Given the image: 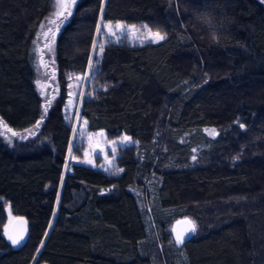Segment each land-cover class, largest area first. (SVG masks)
Wrapping results in <instances>:
<instances>
[{
    "label": "trees",
    "instance_id": "obj_1",
    "mask_svg": "<svg viewBox=\"0 0 264 264\" xmlns=\"http://www.w3.org/2000/svg\"><path fill=\"white\" fill-rule=\"evenodd\" d=\"M52 4L0 0V116L14 130L43 114L32 45ZM100 22L80 115L137 143L118 173L73 164L63 176L70 80L86 74ZM116 22L166 37L103 42ZM56 54L60 92L39 131L0 136V264H264L260 209L236 203L264 199V0H80ZM6 203L29 222L23 246L8 237ZM186 216L197 227L178 245L171 227Z\"/></svg>",
    "mask_w": 264,
    "mask_h": 264
},
{
    "label": "rangeland",
    "instance_id": "obj_2",
    "mask_svg": "<svg viewBox=\"0 0 264 264\" xmlns=\"http://www.w3.org/2000/svg\"><path fill=\"white\" fill-rule=\"evenodd\" d=\"M79 1L80 0H53L52 11L42 21L38 31L36 32L32 45V53L36 67L35 83L43 100V114L41 119L35 125L24 130H14L0 116V136L9 145H13L16 141L29 139L39 131L41 125L43 124L48 108L60 92L56 54L57 41L60 32L64 28V25L74 14ZM117 25H120V27H117ZM101 26L102 23L100 22L94 41L91 60L86 74L84 76L78 75L70 80V89L64 106V115L66 119L71 122L73 129L63 169V176L73 164H82L101 169L105 172L118 173L121 169L118 166L117 158L121 151L137 143L130 135L126 133L112 137L109 136L105 130L91 131L88 129L87 120L80 115L81 105L85 96V87L89 79L94 49L97 47V40ZM103 26V42L106 40H127L132 44L159 43L166 37L165 34L149 29L146 24H126L123 22H116L114 24L106 23L103 24ZM157 33L159 36H162L163 39H159V36L156 35ZM213 129L217 134H210ZM203 130L211 137H217L220 134L219 128L215 126H207L204 127ZM255 176H258L259 179H263L264 181V175L256 173ZM151 181L152 180H149L148 182L151 183ZM146 190L149 191L147 187ZM132 191L137 194L141 206L149 208V202L146 198V193L137 189H132ZM239 200L240 202H236L238 205H243L248 209H252L254 206L255 209H260L258 213L259 217L252 219L255 220L254 225L256 227V238H258L257 242L258 244L263 242V246L260 247V253L263 254L264 234L261 232H263L264 228V199L260 203H258L256 199H252V201H245L242 198ZM5 208L8 213L10 224L11 221L17 216L12 213L11 207L8 203H6ZM183 218L190 219L193 221L195 228L197 227V222L192 217L186 216ZM180 219L173 222L171 227L172 233L174 225ZM248 220H251V218H248ZM150 226L155 228L153 227L152 216L150 220ZM257 231L261 233L260 236ZM176 244L180 245L181 243L176 241ZM160 246H162L161 243Z\"/></svg>",
    "mask_w": 264,
    "mask_h": 264
},
{
    "label": "water",
    "instance_id": "obj_3",
    "mask_svg": "<svg viewBox=\"0 0 264 264\" xmlns=\"http://www.w3.org/2000/svg\"><path fill=\"white\" fill-rule=\"evenodd\" d=\"M30 225L25 217L17 216L8 226L7 234L12 243L23 246L29 237ZM177 242L185 243L192 239L195 234V225L190 219L179 220L173 228ZM181 243V242H179Z\"/></svg>",
    "mask_w": 264,
    "mask_h": 264
},
{
    "label": "snow or ice",
    "instance_id": "obj_4",
    "mask_svg": "<svg viewBox=\"0 0 264 264\" xmlns=\"http://www.w3.org/2000/svg\"><path fill=\"white\" fill-rule=\"evenodd\" d=\"M117 27H120V25H117ZM157 36H159V34L157 33L156 34ZM159 39H163V37L162 36H159ZM101 51H102V46H101ZM241 127H243V125L241 124ZM210 134H217V133H215V130L213 129L212 131H211V133ZM194 159H195V157H194ZM237 159H238V157H237ZM179 242H183L182 240H180Z\"/></svg>",
    "mask_w": 264,
    "mask_h": 264
}]
</instances>
